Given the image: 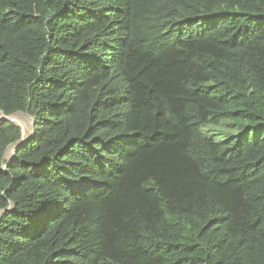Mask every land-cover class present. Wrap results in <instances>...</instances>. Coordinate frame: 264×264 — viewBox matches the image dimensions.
Masks as SVG:
<instances>
[{"label": "trees", "instance_id": "obj_1", "mask_svg": "<svg viewBox=\"0 0 264 264\" xmlns=\"http://www.w3.org/2000/svg\"><path fill=\"white\" fill-rule=\"evenodd\" d=\"M0 111V264H264V0H0Z\"/></svg>", "mask_w": 264, "mask_h": 264}, {"label": "water", "instance_id": "obj_2", "mask_svg": "<svg viewBox=\"0 0 264 264\" xmlns=\"http://www.w3.org/2000/svg\"><path fill=\"white\" fill-rule=\"evenodd\" d=\"M17 114H24L31 122V131L26 135V133L23 131L22 127H20L13 119V117ZM0 120H5L7 122L13 123L15 125H17L20 128V139L16 142H14L13 144L9 145L7 147V149L5 150L4 154H3V160L6 161V164L4 166V168H6L8 166V164L11 163V160L13 159L18 147H20L21 145H23L26 141H28L33 135H34V130H33V120L30 118V116L27 113H23V112H17L14 113L12 115L6 116L4 115V113L2 111H0ZM10 151L9 156L6 157L7 153ZM13 209V205L12 203L8 204V207L6 209L0 210V217L6 212V211H10Z\"/></svg>", "mask_w": 264, "mask_h": 264}, {"label": "rangeland", "instance_id": "obj_3", "mask_svg": "<svg viewBox=\"0 0 264 264\" xmlns=\"http://www.w3.org/2000/svg\"><path fill=\"white\" fill-rule=\"evenodd\" d=\"M15 116H17L16 118L17 119H14V121L16 122V123H18V125L20 126V127H24V128H26V129H30V131H31V127H32V125H31V122H30V120L24 115V114H17V115H15ZM25 118V119H24ZM23 128V129H24ZM30 131H28L27 133H26V135L30 132ZM9 156V155H8Z\"/></svg>", "mask_w": 264, "mask_h": 264}, {"label": "bare ground", "instance_id": "obj_4", "mask_svg": "<svg viewBox=\"0 0 264 264\" xmlns=\"http://www.w3.org/2000/svg\"><path fill=\"white\" fill-rule=\"evenodd\" d=\"M13 119H17V118H13ZM24 119H25V118H24ZM17 124H18V123H17ZM28 131H30V129H28ZM28 131H27V132H28ZM27 132H26V133H27ZM9 153H10V151L7 153L6 157L9 155Z\"/></svg>", "mask_w": 264, "mask_h": 264}]
</instances>
